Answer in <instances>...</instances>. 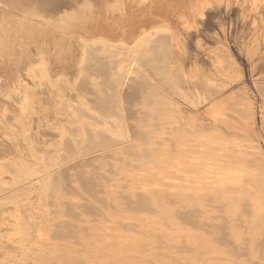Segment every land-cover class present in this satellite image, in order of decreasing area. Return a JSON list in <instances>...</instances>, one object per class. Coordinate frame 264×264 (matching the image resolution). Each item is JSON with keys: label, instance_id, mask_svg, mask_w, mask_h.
Returning <instances> with one entry per match:
<instances>
[{"label": "bare ground", "instance_id": "obj_1", "mask_svg": "<svg viewBox=\"0 0 264 264\" xmlns=\"http://www.w3.org/2000/svg\"><path fill=\"white\" fill-rule=\"evenodd\" d=\"M258 1L0 0V264H28L29 260L33 264H59L60 260L65 264H125L131 258H135L137 264H163L194 260L204 252L218 255L223 251H237L244 241L248 251L254 250L257 257L263 258L258 237L264 229V146L241 132L227 134L217 124L228 107L231 117L242 126L254 125L259 110L236 97L217 100L215 96L221 91L217 84L205 86L200 82L196 98L187 96L180 89L181 74L171 67L176 28L192 24L196 7L200 13L215 4L234 3L242 5L245 13L257 10ZM95 54L109 65L110 80L115 88L112 98L100 102L99 107L88 102L78 106L64 103L60 93L77 87ZM130 76L140 80L135 91L137 119L134 124L121 96ZM43 84L55 95L53 99L43 100L45 121L40 122L50 124L53 119L60 120L61 127L57 129L58 139L51 145L43 144L39 150L32 146L34 141L32 144L28 141L29 134L23 126L28 127L35 118L33 98L38 94L37 87ZM258 92L264 99V88ZM182 105L195 110L198 105L206 107L205 117L211 125L204 126L194 115L195 118L186 117ZM260 109L264 122V106ZM168 117L179 119L185 127L187 132L179 134V138L195 139L203 134L207 142L213 141L209 161L222 154L223 162L218 166L211 164L205 171H191L184 179L188 185L177 184L174 178L166 177L142 181L144 186L163 187L170 182V187L178 188L173 197H156V202L166 205L164 210L150 212L147 197L124 194L134 183L123 184L124 179H116V176L134 164H144L146 156L154 153L157 159L148 164L168 161L170 155H160V148L144 146L148 138L173 133L174 129L158 127ZM95 140L114 144L116 148L109 168H101L99 193L88 188L84 178L65 179L55 173L63 164L62 155L68 159L78 157ZM28 147L34 158L30 163L17 161L18 152L22 149L27 152ZM198 151L204 152L206 148ZM230 156L234 165L225 162ZM215 169L235 172V184L228 186V177L195 183L197 175ZM144 170L129 172L128 177L140 179ZM34 181L38 183L31 186ZM75 194L83 200L96 201L86 205L88 213L105 208L101 215L104 221L119 219L131 225L140 222L145 230L153 228L160 232L145 234L142 238H139L144 235L142 231L131 234L127 237L137 242V246L111 247L104 254L99 252L104 245L91 243L94 235L86 233L74 236L75 245L61 248V251L73 250L71 260L67 257L40 259L49 249L43 229L54 230L57 226L49 220L50 215L75 206L58 204L56 200ZM186 205L195 208L186 209ZM37 210L47 212V217H43L48 219L45 225L30 218ZM73 215L81 216L80 213ZM85 222L84 218H79L71 226L78 228ZM101 228L100 223L89 227L94 231ZM121 228L113 230L114 237L120 240ZM58 232L63 234L64 230ZM161 234L168 236L163 244L157 242ZM107 241L104 239L103 243ZM84 242L88 243L80 247ZM130 250L135 255H130ZM115 256H120L121 261L109 262Z\"/></svg>", "mask_w": 264, "mask_h": 264}, {"label": "rangeland", "instance_id": "obj_2", "mask_svg": "<svg viewBox=\"0 0 264 264\" xmlns=\"http://www.w3.org/2000/svg\"><path fill=\"white\" fill-rule=\"evenodd\" d=\"M197 8L198 7L194 10L195 19L191 25L182 26L178 25V22L174 23L178 26L175 31L174 41L172 39L173 47L171 50L173 51V57L171 67L175 73H180L182 76V84L180 86V89H182L181 92L187 96L196 98V87L199 86L200 82L204 83L205 86L217 84L221 86V91L215 96L217 100L219 99V101H222L236 97L242 100V103H252L257 110H259L254 125L242 126L239 124L231 117L229 107L228 110L224 112V117H222L217 124H220L219 126L221 128L223 127L222 129L227 134L241 132L247 138L261 142L264 146V122L261 119L260 113V107L264 106V99L260 97L258 92L260 89L264 88V0L258 1L257 10L245 13H243L242 5L234 3L230 5L215 4L204 8L200 13L197 11ZM94 58V61H92L87 67L86 76L80 79L76 88L71 91L65 89L63 93L58 91V93L63 96L62 100L64 103H71L73 105L77 104L78 106L88 102L94 105V107H99L98 104L100 102L103 103L112 98L115 88L110 80L109 65L97 54L94 55ZM139 86L140 80L130 76L126 84L123 86V92L121 91L122 101L128 117L133 122L132 124H134L137 119L135 91ZM37 92L38 94L33 98L35 118L28 127L26 125L23 127L27 129V134L30 136L27 135L28 141L31 144L34 141L32 146L34 145L33 147L36 146L35 148L40 150L44 145H51L58 139L59 135L57 129L61 127V124H59L60 120L54 119L53 123L50 124H46L45 122L41 123L42 121H45L44 110L42 108V105L44 104L43 100L50 98L53 99L55 93L44 84L37 87ZM196 107L195 110L191 107L187 108L182 105L181 110L186 117H196L195 119L202 122L204 126H210L211 123H209V120L205 117L206 107L201 105ZM198 112L201 114H198ZM55 117L58 118L57 116ZM29 127H31V129ZM158 127L161 129L174 130L171 135L164 134L155 138H148V141L144 146L148 148H160V155L163 157L165 155H170L168 161H161L156 165L148 164L157 159L158 155L157 153H154L146 156V162L144 164H134L131 168H128L125 172L116 176V179H124L123 184L129 185L132 184V182L134 183V187L127 190L124 194L127 196L138 194L147 197V209H149L150 212L164 210L166 205L156 202V197L164 195H172L173 197V194L178 192V188L174 186L170 187V182L165 183L163 187H159L158 185L144 186V182L142 181H147L152 177L156 179L166 177L174 178L177 184L188 185L189 183L184 179L188 178L191 171H205L211 164L218 166L223 162L222 154H217L212 161H209L208 152L213 149L214 143L213 141L207 142V139L204 137L205 135L201 134L195 139L179 138V134L187 132L184 130L185 127L181 124L179 119L168 117L165 121L159 123ZM188 131L196 133L189 129ZM61 134H63V132ZM21 144L24 143L21 142ZM90 145L87 146L84 152L78 157L68 159L65 158V155H62V161L64 160L62 162L63 164L56 169L57 171L55 170V173L65 179L84 178L87 187L94 193H99L100 186L98 181L99 175L102 174L100 173L102 172L101 168H104V170L109 168L116 148L114 144H102L98 140H95V142ZM32 146L30 148H33ZM174 147H176L177 150H174ZM202 147H205L206 151L199 152L198 149ZM30 148H27L29 156L24 149H22L21 152H18L22 155L19 154L17 161L22 159L24 163H30V160L34 158V155L32 156L29 152ZM196 151L198 152L196 153ZM189 154H192V156L188 157ZM198 160L201 162L197 163ZM17 161L15 164L16 166H19L20 163ZM225 162L234 165L231 156L226 159ZM139 169H145L140 179L128 177L129 172L137 171ZM175 169L179 170L174 174L173 172ZM223 177L230 178L227 183L228 186L235 184L233 178L236 177V173H229L222 169H215L211 172L206 171L197 175L195 183H203L206 181L214 182ZM37 183V181H34L31 183V186H34ZM139 185L141 187H139ZM56 202L58 204L73 203L75 206L70 210H56L50 215L51 217L49 218L51 219L49 220L57 226L54 230L43 229V234L48 237L47 247L49 249L45 254L40 256V259L42 260L55 257H67L68 260H71L73 257V250L61 251V248L66 245H75L74 236H80L86 233H91L92 236L94 235L93 239H91V243H100L104 245V247L99 250L100 253L104 254V252L110 250L111 247L122 249L123 246L127 244L134 247L137 246V242H134L131 238L127 237L131 234H137L142 231L144 235H139V238H142L145 234L151 235L160 232L159 229L153 228L145 230L141 227L143 224H140V222H135L131 225L129 224V221H120L119 219L114 221H104L101 218V215L106 210L105 208L99 207L96 213H88L86 205H91L96 201L83 200V198L76 196V194L64 198L60 197ZM123 203L126 205V201H123ZM191 208H195V206L186 205V209ZM199 211L200 214H203L202 210ZM73 213H80L81 216L78 217L73 215ZM43 217H47V212L42 210H37L30 215V218L33 221L45 225V222L48 219H44ZM79 218H84L86 222L81 224L78 228L71 226L73 223H77ZM159 218L161 219L162 217ZM97 223L102 225L100 230L94 231L89 229L90 226ZM120 227L122 228L119 233L123 236L121 240L114 237L115 233L113 232L114 229ZM60 229L64 230L63 234L58 232ZM262 231L263 232H261L258 237V248L261 250V257L264 255V229ZM167 237L166 234H161L157 242L163 244L167 242ZM223 238L226 239L225 236H223ZM223 238L222 241L227 244ZM104 239H107L108 243L104 244ZM86 243L88 242H84L80 247L85 246ZM243 243L239 244L237 251H223L218 255L204 252V257L201 256L202 258L200 257L194 260L183 259L179 261H167L163 264H264V256L263 258L257 257L256 254L253 253L254 250H247V242L244 241ZM80 247L76 246V248ZM128 253L130 255H135L131 250L128 251ZM1 260L0 257V261ZM110 261H121V257H111L109 259V262ZM58 263L65 264L66 262L60 260ZM28 264L33 263L29 260ZM92 264L99 263L95 262ZM125 264H137V262L135 258H131L127 259Z\"/></svg>", "mask_w": 264, "mask_h": 264}]
</instances>
